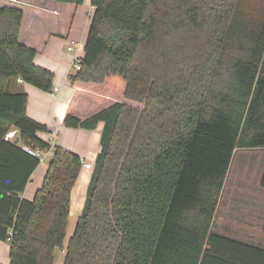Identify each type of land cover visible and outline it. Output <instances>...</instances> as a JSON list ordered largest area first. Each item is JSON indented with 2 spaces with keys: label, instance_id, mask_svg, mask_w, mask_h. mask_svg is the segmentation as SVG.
Segmentation results:
<instances>
[{
  "label": "trees",
  "instance_id": "obj_1",
  "mask_svg": "<svg viewBox=\"0 0 264 264\" xmlns=\"http://www.w3.org/2000/svg\"><path fill=\"white\" fill-rule=\"evenodd\" d=\"M24 3L0 4V123L52 154L29 200L21 193L40 160L0 141L26 164L0 182V240L10 237L9 264H53L83 159L39 137L47 125L26 115V92L9 89L18 79L52 88L53 72L19 38ZM90 3L63 125L103 129L63 264H264L263 246L212 229L235 150L264 149V0Z\"/></svg>",
  "mask_w": 264,
  "mask_h": 264
},
{
  "label": "crops",
  "instance_id": "obj_2",
  "mask_svg": "<svg viewBox=\"0 0 264 264\" xmlns=\"http://www.w3.org/2000/svg\"><path fill=\"white\" fill-rule=\"evenodd\" d=\"M2 1L0 0V4ZM23 2L25 8L19 38L23 43L36 49L34 63L53 72L52 88L45 92L25 82L12 80L9 89L26 92V115L47 125L49 132L38 133L39 137L45 140L51 136L56 145L78 154L83 159V164L89 162L93 166L100 151L103 123L99 122L94 130L71 129L63 125V119L75 87L69 81V76L73 73L71 63L75 56L81 58L84 54L83 48L94 8L90 0H85L77 7L61 5L55 0H23ZM45 9L56 12H47L44 11ZM69 46H72L71 51L68 50ZM55 88L56 92H54ZM4 128L5 124L0 123V141L15 144V138H4L6 134ZM15 145L27 152L20 139ZM10 151L7 146L0 145V182L3 183L16 182L19 172L23 175L26 170V164L15 162L16 153L13 152L11 155ZM45 154L51 156V150L41 153L40 162L21 193L22 198L31 200L41 187L48 166L45 163ZM4 156H8L10 160L7 167L2 160ZM91 173L92 169H86L82 165L79 177L71 190L68 222L71 217L78 218L81 214ZM65 248L63 246L62 250ZM8 253L9 242L0 240V264H9ZM53 264H55V253Z\"/></svg>",
  "mask_w": 264,
  "mask_h": 264
},
{
  "label": "rangeland",
  "instance_id": "obj_3",
  "mask_svg": "<svg viewBox=\"0 0 264 264\" xmlns=\"http://www.w3.org/2000/svg\"><path fill=\"white\" fill-rule=\"evenodd\" d=\"M50 158V154H45L46 164ZM263 164L264 149L235 150L212 223L215 232L264 247V231L260 226L264 213V189L258 185ZM76 221L77 218L71 217L68 222L64 248ZM64 255L65 250L57 248L55 264L63 263Z\"/></svg>",
  "mask_w": 264,
  "mask_h": 264
},
{
  "label": "built area",
  "instance_id": "obj_4",
  "mask_svg": "<svg viewBox=\"0 0 264 264\" xmlns=\"http://www.w3.org/2000/svg\"><path fill=\"white\" fill-rule=\"evenodd\" d=\"M72 44H73V42H72ZM68 50L69 51H71L72 50V46H69L68 47ZM79 57L78 56H75L74 58H73V61H72V63H71V69L72 70H79L80 69V64H79ZM18 81L19 82H22L21 81V79H18ZM57 91V89L55 88L54 89V92H56ZM4 138L5 139H14V138H16V133H15V130H9V131H7L6 132V134H5V136H4ZM47 141L50 143V145L53 147L54 145H56L55 143H54V140H53V138L51 137V136H49L48 138H47ZM24 149H26V151L28 152V153H30V154H32V155H34L35 157H37V158H39V160L41 159L40 158V155H41V153L42 152H44V151H39V150H32V149H30V148H28V147H26V146H24ZM50 151V150H49ZM51 153H52V149H51ZM84 165V167L86 168V169H92V165L89 163V162H86V163H84L83 164ZM8 241L10 240V237L7 239Z\"/></svg>",
  "mask_w": 264,
  "mask_h": 264
},
{
  "label": "water",
  "instance_id": "obj_5",
  "mask_svg": "<svg viewBox=\"0 0 264 264\" xmlns=\"http://www.w3.org/2000/svg\"><path fill=\"white\" fill-rule=\"evenodd\" d=\"M19 142V137H16L14 143L17 144Z\"/></svg>",
  "mask_w": 264,
  "mask_h": 264
}]
</instances>
